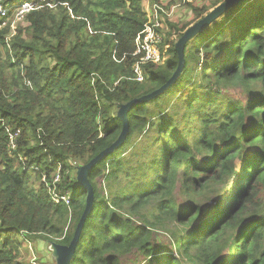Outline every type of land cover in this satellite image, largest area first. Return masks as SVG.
<instances>
[{
    "label": "trees",
    "instance_id": "trees-1",
    "mask_svg": "<svg viewBox=\"0 0 264 264\" xmlns=\"http://www.w3.org/2000/svg\"><path fill=\"white\" fill-rule=\"evenodd\" d=\"M35 1L8 43L10 22L0 28V264H28L17 236L69 243L86 194L76 162L116 139L117 105L161 86L177 65L176 40L225 0H180L194 17L165 21L162 59L144 65L141 82L132 53L146 8L172 0ZM127 117L125 141L88 172L93 203L69 264H122L128 253L142 264H264V0L234 4L190 38L176 81ZM6 129L19 130L20 157ZM58 166L67 205L40 181ZM155 229L173 245L153 243Z\"/></svg>",
    "mask_w": 264,
    "mask_h": 264
},
{
    "label": "water",
    "instance_id": "water-1",
    "mask_svg": "<svg viewBox=\"0 0 264 264\" xmlns=\"http://www.w3.org/2000/svg\"><path fill=\"white\" fill-rule=\"evenodd\" d=\"M242 0H225L212 8L203 18L199 19L191 26H189L183 34L174 43V50L177 54V65L171 76L158 88L152 90L149 93L143 94L138 97H134L125 103L117 105L116 116L121 121V130L116 139L106 148L101 150L93 158H91L85 164L77 166L75 169V178L77 182L85 189V205L83 212L81 213L78 222L73 231V235L68 244H61L55 241H50L49 248H51L52 256L56 264H69L77 245L79 235L82 231L87 214L90 212L93 203V189L88 179L89 170L100 161L102 158L107 156L116 150L125 141L128 132V117L127 113L135 104L149 101L167 90L180 75L184 65V49L187 41L201 32L205 27L212 23L215 19L220 17L226 10H228L234 4H237Z\"/></svg>",
    "mask_w": 264,
    "mask_h": 264
},
{
    "label": "built area",
    "instance_id": "built-area-1",
    "mask_svg": "<svg viewBox=\"0 0 264 264\" xmlns=\"http://www.w3.org/2000/svg\"><path fill=\"white\" fill-rule=\"evenodd\" d=\"M37 4L35 0H25L17 3L10 4L8 0H0V28L4 27L9 21V33L5 37L6 42H9V38L15 33L16 26L24 24V19L27 13H29ZM156 10L149 15V20L144 26L141 35L138 37L137 46L132 53V79L138 82L143 80L144 65L157 64L161 61L160 45L163 40V24L165 21V10L158 6H154ZM158 9V10H157ZM8 132V152H17V135L16 132ZM18 157L20 154L16 153ZM32 169L38 170V167L33 166ZM60 166L51 175V182L47 181L45 173L41 174L40 181L43 182L47 188L52 200L56 203L63 202L66 205L69 204V192L66 190L60 193L57 190V183L61 180ZM55 239H62L55 238ZM34 264V263H33Z\"/></svg>",
    "mask_w": 264,
    "mask_h": 264
},
{
    "label": "rangeland",
    "instance_id": "rangeland-1",
    "mask_svg": "<svg viewBox=\"0 0 264 264\" xmlns=\"http://www.w3.org/2000/svg\"><path fill=\"white\" fill-rule=\"evenodd\" d=\"M163 1H166V0H163ZM210 1L211 0H204V1H201V3L204 2L209 7L211 5ZM193 3L199 4L200 1L194 0ZM169 4L170 5H167V9L163 8L162 6L156 5L165 10V17H166L165 21L166 22L170 21V22H177L179 24H183L185 22H189L194 17L190 6L184 1L172 0L169 2ZM154 6L155 5H152L146 8V12H148L149 10V15L151 13H154V10H156ZM165 21L164 23H162L163 24V29H162L163 36H164V32L168 30L167 29L168 27L166 26ZM201 39H202V36H201ZM201 62L202 61H199L200 64L193 66L194 70H197L200 68ZM222 92L224 95H227L229 97L237 98V99H241L242 101H245V95L238 88L222 89ZM140 140L142 141L143 138H141ZM78 163L79 162H76L75 164L76 167L82 165L81 163L80 164ZM76 167H74L73 173H75ZM96 181H97V185L100 191H102V193L106 195L103 178L99 177L96 179ZM176 199L180 204L182 203L181 195L177 194ZM226 204H227V201L223 203L221 207ZM140 221L141 220L138 217H135L134 222L138 223ZM168 225L170 226L169 229H167L168 231H170V229L175 231L174 222H170ZM168 231L161 230V229L159 230L155 229L152 235L153 243L159 244V245H165V246H170V244L173 245L172 240L174 239V237H172V239H169L170 233ZM16 238H17V243L20 246V250H19L20 260H23L24 262L28 264H33V263L34 264H56L52 256L51 248H49L50 241H54V240L44 241L39 238H28V241H27V240H24L21 236H17ZM142 259L143 257L139 255V253H132V254L128 253L125 256H121L122 264H142L143 263Z\"/></svg>",
    "mask_w": 264,
    "mask_h": 264
}]
</instances>
